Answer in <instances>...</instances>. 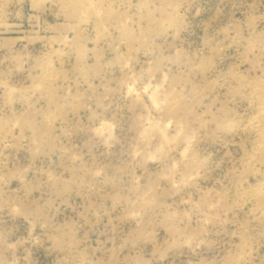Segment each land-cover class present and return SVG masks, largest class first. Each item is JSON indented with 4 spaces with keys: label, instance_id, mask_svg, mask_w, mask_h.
<instances>
[{
    "label": "rangeland",
    "instance_id": "rangeland-1",
    "mask_svg": "<svg viewBox=\"0 0 264 264\" xmlns=\"http://www.w3.org/2000/svg\"><path fill=\"white\" fill-rule=\"evenodd\" d=\"M0 264H264V0H0Z\"/></svg>",
    "mask_w": 264,
    "mask_h": 264
}]
</instances>
